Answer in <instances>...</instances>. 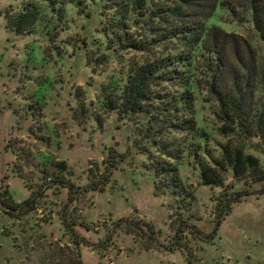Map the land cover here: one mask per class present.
Returning a JSON list of instances; mask_svg holds the SVG:
<instances>
[{
	"label": "rangeland",
	"instance_id": "rangeland-1",
	"mask_svg": "<svg viewBox=\"0 0 264 264\" xmlns=\"http://www.w3.org/2000/svg\"><path fill=\"white\" fill-rule=\"evenodd\" d=\"M28 1L0 0V196L8 190L9 204L29 201L61 163L79 194L72 202L55 186L43 198L37 193V210L24 207L15 216L0 201V264H264V195L244 198L222 217V196L233 198L244 185L215 164L231 146L264 168V145L244 140L225 123L204 73L193 80V114L177 113L178 124L194 123L179 130L163 122L147 133V117L122 120L103 104V88H121L139 58L107 50L106 11L90 3L83 12L67 5L58 22L43 2L35 32L17 36L7 28L6 13ZM223 1L215 22L244 38L264 67V42L250 13L238 0ZM130 34L151 36L140 27ZM160 89L170 98L181 93ZM157 167L167 169L161 179ZM203 167L224 175V186L205 185ZM169 170L176 193L163 179ZM61 214L74 222L71 233ZM135 222L144 230L143 223L153 224L160 243ZM174 243L182 250L171 252Z\"/></svg>",
	"mask_w": 264,
	"mask_h": 264
},
{
	"label": "trees",
	"instance_id": "trees-1",
	"mask_svg": "<svg viewBox=\"0 0 264 264\" xmlns=\"http://www.w3.org/2000/svg\"><path fill=\"white\" fill-rule=\"evenodd\" d=\"M43 2L48 3L58 22L63 18L67 5H74L82 12L88 3L93 8L101 7L111 17L106 30L110 45L107 50L115 53L128 50L139 55L130 66L121 88L116 92L106 87L102 90L103 104L120 119L147 117L150 120L147 133L163 122L167 127L184 130L185 123L194 122L178 124L177 113L186 112L187 117L193 114L195 99L191 89L195 88L193 80L197 72L202 71L209 80L207 85L225 123L244 140H257L264 145V67L260 66L256 52L244 38L228 33L215 22L225 3L223 0H29L14 12L6 13L7 28L17 36L34 33L38 22L43 20ZM236 3L250 13L253 26L264 42V0H238ZM227 6L236 14L234 6ZM137 27L151 32L150 38L142 40L130 34ZM162 86L179 90L180 96L170 98L167 92H161ZM146 136L151 140V135ZM155 139L154 134L152 140ZM215 164L225 168L229 175L244 185L242 190L233 193V198L229 197L231 193L222 196L219 204L222 217L244 198L256 193L264 195V168L258 158L246 154L244 149L226 147L223 161ZM54 166L58 173L50 175L43 189L34 192L29 201L20 205L9 204L8 190L0 196L2 206L10 211L9 215L15 216L24 207H29L30 211L37 210L40 206L39 200H35L37 193L39 198H43V192L55 186L65 189L70 201H76L79 193L63 174L65 164ZM110 166L116 169V166ZM166 170L165 167L162 170L157 167L160 179L163 177L161 172ZM165 174V184L175 188L173 193L178 192L174 173L169 170ZM201 177L207 186L223 187L225 184L224 175L219 176L215 168L203 167ZM256 186L259 190H254ZM90 190L98 191V188ZM61 221L66 231L71 233L74 222L65 214H61ZM135 224L151 242L160 243V232L153 224L143 223L145 230L140 222ZM178 239L179 235L175 243ZM175 243L168 249L181 251L182 247ZM75 245L80 243L75 241Z\"/></svg>",
	"mask_w": 264,
	"mask_h": 264
}]
</instances>
